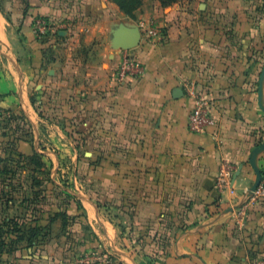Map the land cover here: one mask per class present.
I'll return each instance as SVG.
<instances>
[{
    "label": "crops",
    "instance_id": "crops-1",
    "mask_svg": "<svg viewBox=\"0 0 264 264\" xmlns=\"http://www.w3.org/2000/svg\"><path fill=\"white\" fill-rule=\"evenodd\" d=\"M37 15L57 24L43 39ZM120 24L163 32L129 50L140 77H115ZM263 51L264 0H142L135 19L111 0H0V224L37 195L47 232L0 264H264V201L247 195L264 170ZM188 81L211 102L203 133ZM34 152L52 165L37 183L2 171ZM222 165L239 170L230 189Z\"/></svg>",
    "mask_w": 264,
    "mask_h": 264
},
{
    "label": "built area",
    "instance_id": "built-area-1",
    "mask_svg": "<svg viewBox=\"0 0 264 264\" xmlns=\"http://www.w3.org/2000/svg\"><path fill=\"white\" fill-rule=\"evenodd\" d=\"M32 25L35 37L43 39L55 31L57 24L49 17L37 15L33 18ZM162 37L163 32L160 29L147 27L143 31L140 41L143 40L149 43H155ZM121 52V60L114 72L115 77L118 80L140 77L144 73V67L142 64L131 53H129V50H121ZM184 88L186 93L191 96L193 100L192 107L187 117L188 128L194 133H203L206 131L208 126L214 124V120L211 115V102L206 95L197 88L194 82H185ZM234 171V168L231 166L222 165L217 179L218 187L230 189L232 186ZM250 199L264 201V178L261 179V182L257 186L253 195L250 196ZM243 212L244 209L241 210V213Z\"/></svg>",
    "mask_w": 264,
    "mask_h": 264
},
{
    "label": "trees",
    "instance_id": "trees-1",
    "mask_svg": "<svg viewBox=\"0 0 264 264\" xmlns=\"http://www.w3.org/2000/svg\"><path fill=\"white\" fill-rule=\"evenodd\" d=\"M113 1L118 8L129 18L135 19V11L142 5V0H111ZM177 0H160L162 6H169ZM256 61L260 64L259 68L262 69L264 64V51L261 52L258 56L256 55ZM261 73V70L259 71ZM260 76V74H259ZM259 78H255L253 85L256 88ZM20 162H18L19 164ZM25 163H34L36 164V169L32 170L31 176L32 181H36L34 173L42 172L47 173L43 170L44 163L40 161L39 153H33L28 158L25 159ZM24 164V163H23ZM23 164H20V167ZM23 168V167H22ZM3 172L15 174L16 170L9 172L6 169H2ZM262 179L264 178V170L261 171ZM48 180V179H46ZM37 183V181H36ZM38 197L33 195L30 198H25L27 203L28 210L25 212V217L22 215H17L5 219V221L0 224V255L4 252H11L15 250L22 243L27 246H33L39 240H42L43 237L47 234L46 228L39 221L36 214V209L33 206L36 201L34 198ZM51 220L52 217H47V220Z\"/></svg>",
    "mask_w": 264,
    "mask_h": 264
},
{
    "label": "water",
    "instance_id": "water-1",
    "mask_svg": "<svg viewBox=\"0 0 264 264\" xmlns=\"http://www.w3.org/2000/svg\"><path fill=\"white\" fill-rule=\"evenodd\" d=\"M140 40H141V32L137 25L128 26V25L120 24L112 31V41L114 43V46H116L120 50H130L132 48H135L136 46L139 45ZM263 73H264V64L260 76ZM255 172H256L255 181L247 193L248 196L253 195V193L255 192L257 186L259 185L262 179L261 172L257 168H255ZM238 174H239V170H237L234 173L232 179L234 180Z\"/></svg>",
    "mask_w": 264,
    "mask_h": 264
},
{
    "label": "rangeland",
    "instance_id": "rangeland-1",
    "mask_svg": "<svg viewBox=\"0 0 264 264\" xmlns=\"http://www.w3.org/2000/svg\"><path fill=\"white\" fill-rule=\"evenodd\" d=\"M152 27H154V26H152ZM154 28H156V27H154ZM133 49V48H132ZM52 148H49V150H51ZM55 150H57V148H55ZM2 169H6L7 171H9V172H13L14 170H21V171H24L25 172V174H26V172H31L33 169L35 170L36 169V164H34V163H24L22 166H21V168H18V167H20V164H18V163H16V164H10V161L9 160H6V163H3L2 165ZM23 167V168H22ZM52 167V165L48 162V159H47V161H46V163H44V167H43V170L41 169V171H44V172H47V173H49L50 172V170L52 169L51 168ZM18 170V171H19ZM23 173V172H22ZM21 173V174H22ZM22 180H23V178H24V175H21V177H20ZM51 180H47V185L48 186H51V185H49V182H50ZM59 182H60V184H63V185H69V183H68V179H65V178H62L61 176H59V180H58ZM24 182H25V180H24ZM26 183V182H25ZM53 183V182H52ZM52 197H48L47 198V202H49V201H51L52 199H51ZM13 200H14V202H13V205H19V203H20V199H21V197H20V195H14L13 196V198H12ZM15 211H20V209L18 208V209H16V208H14V207H12L11 208V211H10V214H13Z\"/></svg>",
    "mask_w": 264,
    "mask_h": 264
}]
</instances>
